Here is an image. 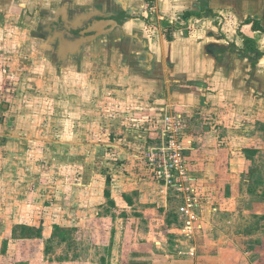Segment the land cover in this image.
Listing matches in <instances>:
<instances>
[{"label": "rangeland", "instance_id": "obj_1", "mask_svg": "<svg viewBox=\"0 0 264 264\" xmlns=\"http://www.w3.org/2000/svg\"><path fill=\"white\" fill-rule=\"evenodd\" d=\"M93 1L105 7L66 25L80 14V4ZM241 1L194 0L193 10L205 2L225 9ZM157 3L0 0V264H127L131 244L168 238L180 223L178 199L171 190L163 195L138 155L155 134L170 93L179 94L182 104L171 111L199 120L198 126L192 123L189 166L210 227L233 235L241 249L250 250L251 260L264 264V59L248 72L261 84L255 90L246 85L243 103L229 91H237L231 77L230 84L220 82L219 66L197 85L177 81L169 87L159 62V83L143 91L132 72L109 71L116 57L102 51L99 39L89 67L80 65V35L108 36L104 42L113 43V26L89 30L101 18L125 15L117 23L134 25L148 19V31L131 27L145 40L160 22L168 24L166 32L180 27L184 36L197 26L195 18L183 19V7L167 12ZM229 11V18L237 15ZM94 60L102 65L98 72ZM242 111L251 113L253 125L243 127L249 122L236 119ZM134 254L130 261L138 264L144 255Z\"/></svg>", "mask_w": 264, "mask_h": 264}, {"label": "crops", "instance_id": "obj_2", "mask_svg": "<svg viewBox=\"0 0 264 264\" xmlns=\"http://www.w3.org/2000/svg\"><path fill=\"white\" fill-rule=\"evenodd\" d=\"M154 1L155 0H153L152 3H148L145 0L148 4H153ZM156 1L158 2L156 5L159 7V10L161 8L162 11L170 12L173 7H183L180 8L183 9V12L186 10L198 11L200 8L206 6L212 11V14L204 15L201 18H195L198 24L195 28H193L192 25L190 26L191 30L188 32L187 36L182 34L183 32L179 29L180 27L174 29L172 32H166L168 24H166V22H160L158 28H155V30L153 28L149 31L151 36L147 40L141 38V33L134 32L132 28L136 26L139 27L138 29L147 30L150 28L149 25H146V23H149L148 19L141 18L138 24L136 23L134 25L132 24L134 23L133 21H124L118 24L117 17H112L111 19L101 18L99 20H112L111 23H107V26L98 28L97 30L113 26V29L109 32V37L113 39V43L104 42L108 41V36L103 37V35H100L81 39L82 36L80 35L81 67L83 66L86 69L89 67V60H87V58L94 55L92 50L95 47V41L99 39L100 42L105 43V47L102 51H105V53L109 52V54L112 53V55L116 57V62L110 63V67L112 68H110L109 71L112 72L114 70L115 72H120L122 70L128 73L132 72L135 79L139 81L143 91H149L148 88H150L151 91V89L157 85L156 83H159L157 81L159 78V71L156 68L159 62H164L166 66L167 79L170 83L169 87H171L172 83H176L177 81L178 84L185 81L196 84L200 81L199 79L210 74L213 69L219 66L217 70L220 76V82L230 84L229 77H231V86L232 88H237V91L228 90L234 93V101L243 103L247 95L246 93L249 92L246 90V85L249 86L250 89L255 90V88L261 84H257L256 79L248 77V72H253L256 67H260V60L264 59V33L253 30L252 24L245 23V20L252 18L258 20L259 23L264 26V0H243L241 1L242 4H239L240 6L234 5V7H231L230 5H226L227 8L225 9H222L224 8L223 5H219L220 9H215L211 3L209 5L205 2V4L197 10H193L194 0ZM104 3L101 4V1H93L91 4H80V16L91 13L94 8L100 9V7H105ZM175 3H179V6H176ZM229 10L236 11L237 15L229 18L226 14L230 12ZM246 11L248 13H246ZM217 13L222 15V18L219 20H216L218 19ZM121 16V19L126 18L125 15ZM204 18L206 20H204ZM193 19L194 18H191L189 21ZM94 24L95 23H93V25ZM91 26L89 30L97 31L92 29ZM219 29L222 30L221 33L224 34V37H218ZM86 33L87 31L84 30L81 34L84 35ZM136 33L138 34L137 37L135 36ZM243 37L251 38L254 41L256 49L260 52V56L256 57V54L253 52L247 55H241V53L237 54L235 52V48L240 49V51L242 50L244 46ZM125 39L129 41L128 44L124 43ZM206 49H208V52ZM147 50L150 51L149 56H147ZM253 55L256 57L255 60L251 58ZM90 63H92V65H97L93 67V72H98V66L101 65L100 62H95L94 60V62ZM259 71L260 70H256V72ZM114 77L116 79L117 74L114 75ZM172 78L178 80L174 81ZM246 78L251 79L247 84ZM257 81L259 82V80ZM169 87L168 90L170 89ZM179 100V94L172 93L171 95L170 93L167 102L168 106L160 108L161 110L158 112L156 122L161 119L163 113H179L170 110V108H179L176 106L180 104ZM180 105L182 106V104ZM192 118L193 120H190L188 133L193 139L195 133L193 124L196 123L194 126H198L199 120H195L194 117ZM250 118L252 119L251 113L247 115V113L243 111L236 116L238 120L245 119L249 122L245 123L243 127L253 125L254 122L250 121ZM154 135L151 137L150 141H146V144L143 146L144 148L153 143ZM192 147L194 148V144ZM144 148H142V150ZM193 148L191 151H193ZM138 156L141 157V153ZM192 177L195 178V182L198 184V179L195 176ZM137 179L139 184L142 185L145 183V179L142 177H138ZM153 183H155L156 187L161 188L154 180ZM166 193H168V191L163 189V195ZM163 195H161L162 198L164 197L166 200L167 198ZM165 203V206L168 205L167 202ZM178 203L179 200L177 201V205ZM205 213L206 208L204 210L201 208L200 224L191 238L183 237L178 225H176L170 230L172 231L170 233L176 234L173 238H170L169 236H171V234L168 233V238L163 235L161 239L154 240L152 243L131 244L135 245L133 247L134 251L132 252V248L127 250L128 253H126L124 257L125 263L134 264L132 260L130 261V256L132 257V254L135 252V256L140 254L144 255V258L138 260V264H143L140 261L146 264H257V261L254 262V260H251L250 250L241 249L239 241L234 239L233 235L230 236L223 231L213 230L210 227L211 222H209ZM258 243L259 241L255 242L256 247H259Z\"/></svg>", "mask_w": 264, "mask_h": 264}, {"label": "built area", "instance_id": "obj_3", "mask_svg": "<svg viewBox=\"0 0 264 264\" xmlns=\"http://www.w3.org/2000/svg\"><path fill=\"white\" fill-rule=\"evenodd\" d=\"M156 124L154 141L142 150L141 157L152 180L162 190H171L179 200L178 227L183 237L191 238L200 224L202 196L190 174L189 152L193 148L188 133L190 119L180 112H166Z\"/></svg>", "mask_w": 264, "mask_h": 264}, {"label": "trees", "instance_id": "obj_4", "mask_svg": "<svg viewBox=\"0 0 264 264\" xmlns=\"http://www.w3.org/2000/svg\"><path fill=\"white\" fill-rule=\"evenodd\" d=\"M148 3H152L153 0H146ZM210 15L212 14V11L204 6L200 8L198 11H191V10H186L183 12L182 17L186 21H188L191 18H201L204 15ZM245 23H251L252 24V29L253 30H258L264 33V26L259 23L258 20L255 19H246ZM243 42L244 46L241 50V55H247L248 53H255L256 57L260 56V52L256 49L255 43L251 38L248 37H243Z\"/></svg>", "mask_w": 264, "mask_h": 264}, {"label": "flooded vegetation", "instance_id": "obj_5", "mask_svg": "<svg viewBox=\"0 0 264 264\" xmlns=\"http://www.w3.org/2000/svg\"><path fill=\"white\" fill-rule=\"evenodd\" d=\"M68 15H69V14H67V16H68ZM79 15H80V14L77 13V15L74 14L73 16H71V18L68 19L69 22H67L66 25H67V26H73L72 24H73L74 22H72L73 20H71V19L74 18L75 16H79ZM121 18H122L121 15L118 16V17H117V21L120 20ZM97 21H98V20H97ZM97 21H96V22H97ZM115 21H116V20H115ZM63 22H64V21H63ZM96 22H95V23H96ZM61 37H62V36H61ZM61 37L59 36V38H61ZM60 40H62V39H60ZM65 45H66L65 42H61V44H60V48L63 47V49H65ZM69 52H73V51H69ZM67 53H68V52H67Z\"/></svg>", "mask_w": 264, "mask_h": 264}, {"label": "water", "instance_id": "obj_6", "mask_svg": "<svg viewBox=\"0 0 264 264\" xmlns=\"http://www.w3.org/2000/svg\"><path fill=\"white\" fill-rule=\"evenodd\" d=\"M112 20H99L94 25L91 26L92 29L97 30L98 28L107 26V23H111Z\"/></svg>", "mask_w": 264, "mask_h": 264}]
</instances>
